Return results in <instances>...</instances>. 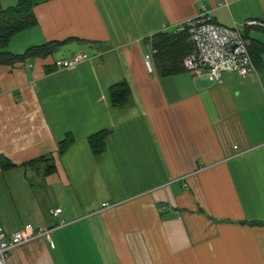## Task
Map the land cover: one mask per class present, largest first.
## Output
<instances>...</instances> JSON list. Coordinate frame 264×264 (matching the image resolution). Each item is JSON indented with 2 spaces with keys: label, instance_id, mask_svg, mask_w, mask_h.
<instances>
[{
  "label": "crops",
  "instance_id": "1",
  "mask_svg": "<svg viewBox=\"0 0 264 264\" xmlns=\"http://www.w3.org/2000/svg\"><path fill=\"white\" fill-rule=\"evenodd\" d=\"M203 4L225 25L264 18V0H45L36 25L10 37L14 53L68 40L61 59L87 58L0 64V154L14 164L0 168V223L53 226L7 264H264V56L218 81L162 75L154 53L151 71L143 62L151 34ZM121 80L131 99L115 106L108 88ZM101 130L94 154L87 137ZM66 133L74 140L58 153ZM40 156L53 167L23 165Z\"/></svg>",
  "mask_w": 264,
  "mask_h": 264
},
{
  "label": "built area",
  "instance_id": "2",
  "mask_svg": "<svg viewBox=\"0 0 264 264\" xmlns=\"http://www.w3.org/2000/svg\"><path fill=\"white\" fill-rule=\"evenodd\" d=\"M184 28L189 31V39L195 47L182 59V66L193 76L218 81L225 72H235L244 77L255 68L245 31L264 29V18L248 17L237 24L225 25L217 22L212 11L203 4L196 15L181 24L177 30ZM154 52L155 49L152 48L151 53L143 57L144 65L149 71L152 70L151 54ZM86 58L85 53H76L68 58L57 59L53 64L56 69H70ZM108 206H111L108 202L100 203L101 208ZM60 211V208H55L50 210V214L57 216ZM52 228L53 226L45 224L34 226L26 223L21 228L8 232L0 223V264H7L8 256L15 246L36 236H47Z\"/></svg>",
  "mask_w": 264,
  "mask_h": 264
},
{
  "label": "trees",
  "instance_id": "3",
  "mask_svg": "<svg viewBox=\"0 0 264 264\" xmlns=\"http://www.w3.org/2000/svg\"><path fill=\"white\" fill-rule=\"evenodd\" d=\"M45 0H19L14 5L0 6V64L13 65L18 62L35 57H45L52 55L68 40H50L40 44L30 45L20 53H14L8 49L10 37L28 27L36 25V19L33 14V7ZM258 29V28H256ZM264 32V29H259ZM187 28L181 30H160L150 35V46L155 49L153 59L162 75H169L184 71L182 59L188 55L195 47L192 40L189 39ZM245 36L249 39L248 50L251 54L254 65L262 64L264 56V43L259 39L252 37L245 31ZM54 63V62H53ZM52 65L54 66V64ZM55 68V66H54ZM109 100L112 105L123 106L129 103L131 91L128 83L121 80L111 84L108 88ZM107 130H101L90 134L87 137L89 147L94 154L100 153L105 147V137ZM73 136L66 133L64 138L58 142V153H61L68 145L73 142ZM48 160L40 156L25 162L23 165L33 166L38 162L45 165ZM14 164L5 156L0 154V168L9 169ZM47 165L46 168H51Z\"/></svg>",
  "mask_w": 264,
  "mask_h": 264
},
{
  "label": "rangeland",
  "instance_id": "4",
  "mask_svg": "<svg viewBox=\"0 0 264 264\" xmlns=\"http://www.w3.org/2000/svg\"><path fill=\"white\" fill-rule=\"evenodd\" d=\"M257 34L259 35V37H264V33L262 32H253L252 35H254L255 37H258ZM65 45V44H64ZM82 49L84 51H89V48H85L84 46L82 47ZM74 50V49H73ZM81 50V49H80ZM79 50V51H80ZM71 51L72 49L71 48H68L66 46H62L59 50H57L55 53H54V58H60L61 57H66V56H69L71 54ZM87 54V53H86Z\"/></svg>",
  "mask_w": 264,
  "mask_h": 264
}]
</instances>
